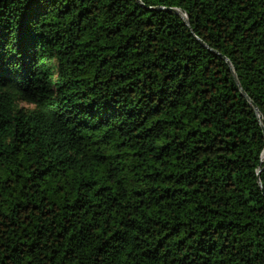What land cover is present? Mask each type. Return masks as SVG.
<instances>
[{
    "label": "trees",
    "instance_id": "obj_1",
    "mask_svg": "<svg viewBox=\"0 0 264 264\" xmlns=\"http://www.w3.org/2000/svg\"><path fill=\"white\" fill-rule=\"evenodd\" d=\"M263 153L264 0H0V264H264Z\"/></svg>",
    "mask_w": 264,
    "mask_h": 264
},
{
    "label": "water",
    "instance_id": "obj_2",
    "mask_svg": "<svg viewBox=\"0 0 264 264\" xmlns=\"http://www.w3.org/2000/svg\"><path fill=\"white\" fill-rule=\"evenodd\" d=\"M167 10H169V11H171V12H174V13H180V11L177 9V8H169V9H167ZM236 78V77H235ZM236 82H237V84H238V86L241 88V86H240V84H239V81H238V79L236 78ZM241 90H242V88H241ZM242 92H243V94L245 95V92L242 90ZM259 172H260V170H259ZM259 181H260V179H259Z\"/></svg>",
    "mask_w": 264,
    "mask_h": 264
},
{
    "label": "rangeland",
    "instance_id": "obj_3",
    "mask_svg": "<svg viewBox=\"0 0 264 264\" xmlns=\"http://www.w3.org/2000/svg\"><path fill=\"white\" fill-rule=\"evenodd\" d=\"M262 162H264V153H263V155H262Z\"/></svg>",
    "mask_w": 264,
    "mask_h": 264
}]
</instances>
